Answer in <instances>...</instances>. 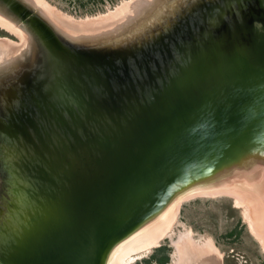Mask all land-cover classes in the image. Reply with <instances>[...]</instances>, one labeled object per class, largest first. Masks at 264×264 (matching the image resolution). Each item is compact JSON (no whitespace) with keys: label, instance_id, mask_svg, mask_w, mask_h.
I'll list each match as a JSON object with an SVG mask.
<instances>
[{"label":"water","instance_id":"95a60500","mask_svg":"<svg viewBox=\"0 0 264 264\" xmlns=\"http://www.w3.org/2000/svg\"><path fill=\"white\" fill-rule=\"evenodd\" d=\"M172 1L168 18L156 16L148 32L127 33L135 28L125 23L77 41L27 0H0V16L28 38L27 48L0 67V184L14 164L5 149L39 139L23 150L34 156L27 164L42 183L50 165L61 184L49 192L39 188L38 212L18 220L22 230L1 223L0 248L3 232L15 244L0 252V264L37 256L35 227L42 224L47 246L66 253L49 264H102L105 236L130 212L122 208L106 221L100 208L93 217L97 238L87 244L77 238L70 214L81 202L117 201L127 180L140 172L153 177L155 167L182 157L181 179L211 172L216 187L225 177L237 180L220 193L264 197V170L257 169L264 165V0ZM198 167L202 173L193 174ZM206 188L188 181L180 192L203 195ZM139 201L134 211L149 202ZM36 218L39 223L29 222Z\"/></svg>","mask_w":264,"mask_h":264},{"label":"bare ground","instance_id":"6f19581e","mask_svg":"<svg viewBox=\"0 0 264 264\" xmlns=\"http://www.w3.org/2000/svg\"><path fill=\"white\" fill-rule=\"evenodd\" d=\"M166 1L167 0H124L123 3L117 6L115 10H111L106 14H101L100 16L93 18L76 19L59 11L57 8L49 4L46 0H27L29 6H35L36 7L34 8L35 10H39L48 19L53 21V23H55V25L58 28H60L62 31L67 33L69 36H71L73 40H77V41L83 39L80 38L82 37L81 35L85 34L84 38L85 37L93 38L94 36L97 37L99 34L106 33L107 31L110 30L115 31L121 28L123 25H125V23H128L131 28H135L132 31L130 30V28H128L127 33L134 32L136 34L139 31L138 33L140 34V33L148 32L147 28L150 25L149 24L150 21H154L156 16L161 18L162 19L161 21H163L168 15L166 14L167 11L174 9V7L176 6L175 1L168 0V3H164ZM140 12H142V14L139 15ZM137 15L139 16L137 17ZM4 21L5 22L7 21L8 23L7 22L4 23ZM9 23H10L9 20H6L0 16V25L8 28L10 31L17 33L21 37L22 42L21 44H19L17 41H14L10 38L0 39V67H2V65L5 66L11 64V61L14 59V56L19 55L23 51V49L27 48V44H28L27 35L25 33H22V31L19 28L17 29L16 27L11 26ZM144 75H146V73ZM144 95L145 97L147 96L146 94ZM36 142H41V139L32 141L30 145L35 146L37 145ZM30 145L28 144L24 146L22 144L21 146L18 147L8 146L3 154L6 161L7 160L14 161V164H11L10 166L8 165L9 167L6 166V168L8 167L7 174L5 176L6 181L3 182L2 185L0 184V225L2 222L7 223L9 226V230L11 226L14 227L16 224L18 225L19 229L22 230V227H20V223L18 220L22 222L23 219L36 215V213L38 212V208L36 206L37 201L40 203L42 199L39 190L40 187H44L45 191L49 192L52 190H56L55 187H59V185H61L59 181L60 175L56 173L54 174L51 172V170H49V166H50L49 163H48L49 166L47 170V175L45 176L47 182L42 183L41 181L42 176L38 175L37 173L36 174L32 173L33 170L30 168L31 166L29 167V164H27V159L28 158L33 159L34 156L33 155L27 156L26 152L23 151L24 149L28 148ZM51 148L54 149V146L52 144H51ZM48 153H51V151H49ZM86 154H90V152L87 150ZM88 164L89 163H86L85 165H82V167H85ZM176 165L178 166V163L168 164L167 162L164 165H160L159 166L160 168L155 167V170L152 171V173L156 172V174L153 177L149 175L150 171L147 173L140 172L138 175H135L133 179H131L130 181L127 180L125 187L122 185V188H120L121 194L123 195L124 194L123 192H126V195L124 197L120 196V198L117 201L112 200L110 202H106L103 200H95L88 204H84L81 202L77 206V208L70 214V216L74 215L76 217L77 226L80 232L77 238L80 240L85 238L84 240H82L84 241V244H87L89 239L92 238L96 239L97 235L94 233L97 227V223L93 220L94 219L93 217L99 211L100 208H103L100 218L101 219L103 218L106 221H108L110 218H113V215H116V213H120V211L123 209L130 211L132 209L131 206L136 204V201L138 205L140 203L139 200L155 193L157 191L156 188L163 181H165L163 179L167 178L170 173H173L171 167L174 166L173 169H176L177 167ZM196 180L195 182L192 183L200 184L202 180H204V177H199ZM187 181L188 180L183 182L182 185H184ZM221 184L224 185V182H221ZM150 188H151V192H150L151 194L146 196ZM210 190L211 189H206V193H210L211 192ZM158 191H160V189H158ZM220 191L223 192V190ZM197 192L199 193L200 191ZM236 192H238L237 189ZM195 193L196 192L193 191V193L191 194H195ZM182 195L185 196L186 193ZM180 197L181 196H178L176 198V195H169V196L167 195L164 202L162 203L163 206L157 208L158 210H155V213L157 214L153 212L149 215L151 216V218L155 219L153 225H147L148 227H145L144 224L146 222L142 221L141 223V221H139L134 230L135 232L132 230L131 234H127L126 236L123 237L119 235L120 237H117L116 238L117 240H115L116 244L113 243L111 247H109V250H104L103 253L105 254L106 257V261H104V264H131L135 259L138 258L135 256V254L138 251L150 249L154 245H158L160 239L159 233L161 232L164 233L167 227H169L168 222L165 224L163 223L164 221H167L166 219H168L169 213L166 216L161 214H163L166 209L170 212V210H172L171 206L172 205L175 206V201L176 202L177 200L180 201L179 199ZM237 198H236L237 201L235 200L237 202L236 204H238L239 206H243L242 202L244 203V201H242L240 197ZM73 199H74L73 202L75 203L74 206H76L77 203L74 195H73ZM258 199L262 200L261 198ZM258 199L257 198L253 199L256 201V203L254 205L255 207L252 210L255 211V213H257L256 215L258 216L256 218L253 217L255 215L254 213L253 214L252 212L249 213L251 209L250 207L249 208L247 207L245 211H246V215L249 217L251 222L250 227L252 228L254 233L260 237V240L264 242V236H263L264 234H262L261 232L262 231L261 228L262 227L264 228V219H263L264 207L262 206L264 203H260V200L257 202ZM173 201L174 204H172ZM253 203L251 204L250 202L252 206ZM246 206H249V204L247 203ZM171 218L169 217L168 220H170ZM156 221L157 223H155ZM29 222L36 224L39 223V220L38 218H36L34 221L29 220ZM29 222L27 223L26 228H29ZM71 224L72 227L70 229V232L72 235L69 234L68 238H69V242H74L73 219H71ZM45 228L46 226H43V224L35 227V230L38 231L41 235L36 237L35 239L36 241L34 242V245L36 247H39L40 245V248H38L37 251L35 252L37 256L32 257L33 254L26 256L30 260L25 262L23 261L24 262L23 264H49L51 262L63 258L66 255V253H62L61 250L59 251L56 247H53L54 244L52 245L50 244L49 246H47V242L49 240L46 237L45 233L43 234L41 233ZM29 229H25L24 232H26V230ZM11 230L13 231V229ZM1 234H2L1 240L3 247L0 248V252L3 250L4 252H7L8 250L7 247L14 246L15 243L12 237L8 238L9 232L6 233L3 232ZM162 236H164V234ZM109 237H110L109 235L107 237L105 236L106 239H108ZM123 240L124 243L121 244L120 242ZM209 240L212 241L211 239ZM209 240L207 242H209ZM51 241L53 242L52 239ZM117 243H120L122 245L118 247L119 250H116L117 249L116 246H118ZM104 244L105 241L102 244L103 247ZM213 244L212 243L199 244L194 238V236L191 235V232L184 234L176 242L179 253V259L177 264H223L221 257L217 255L215 251L217 247L215 248ZM72 251L74 250L72 249L69 252V254ZM80 251L82 252V250ZM15 263H17V260L16 262H13V264ZM72 263L74 264L75 262L72 260ZM18 264H21L20 260H18Z\"/></svg>","mask_w":264,"mask_h":264},{"label":"rangeland","instance_id":"374dc122","mask_svg":"<svg viewBox=\"0 0 264 264\" xmlns=\"http://www.w3.org/2000/svg\"><path fill=\"white\" fill-rule=\"evenodd\" d=\"M46 1L49 4H51L53 7L57 8L59 11L73 18L86 19V18L97 17L100 16L101 14H106L111 10H115L116 7L122 4L124 0H46ZM262 4L264 5V3ZM84 35H81L82 37L80 38H84ZM5 38H10L14 41H20V37L18 36L17 33L10 31L8 28H5L4 26L0 25V39H5ZM262 100L260 99L259 103L257 104L259 108L263 106L261 102ZM262 111L263 110H260V112ZM182 159L179 161L181 162ZM180 162L178 164H180ZM216 168L218 169L217 165ZM255 168L256 165L253 168H251L253 169V172L255 171ZM257 169L264 170V165L262 164V162H261V166L258 165ZM172 171L173 173H170L167 178L163 179L165 181H163L156 188L157 191L148 196L149 202L147 203L145 201L139 207L140 211H134L132 208L129 211L131 214L129 216L130 219L128 220L123 219V221L120 222V224L122 223L121 227L117 230V232L109 235L110 237L105 240L104 247L103 245L101 247V249H103L102 255H100L101 259H103L102 264H104V261H106L105 254L103 253L104 250H109V247H111V245L115 243L117 237L120 236L123 237L126 236L127 234H131L132 233L131 231L135 230L137 223L139 221H141V223L142 221L146 222L144 224L145 227H148L147 225L154 224L155 219L151 218V216L149 215L153 212L155 213V210H158L157 208L163 206L162 203L164 202L167 195L168 196L176 195V198L178 196H181L179 198L180 201L178 200L177 202L175 201V206L174 205L171 206L172 210H170V212L166 209L164 213L161 214L166 216L169 213V217L171 218L172 216L170 220H168L169 219L168 217V219H166L167 221L164 222L162 221L164 224L168 222L169 227H167L165 232L163 231L164 233L162 232L159 233L160 239L158 245H154L150 249L138 251L135 254V256L138 258L135 259L131 264H177L179 259V253L176 242L184 234L190 232L191 235L194 236V238L199 244H204V243L213 244L214 242L213 244L214 247L215 248L217 247L215 251L217 255L221 257L223 264H264V247H263L264 242L260 240V237L256 235L252 230V228L250 227L251 222L249 217L246 215V211H245L247 207L248 208L250 207L251 209L249 213L251 212L252 214L254 213L255 215L253 217L256 218L258 215H256L257 213H255V211L252 210L255 207L254 205L256 203V201L253 199L261 198L262 200L258 199L257 202L260 200V203H264V197L263 198L261 196L258 197L257 195L254 194L252 196L253 199L251 197L246 198L243 196L244 194L242 192L239 193V189H237L238 192H236L235 189L234 190L235 192L234 191L233 192L235 194L239 193V196H242L240 197V199L244 201V203L242 202L244 207L239 206L238 204H236L237 203L236 201L238 199L237 197L239 196L236 197L228 193H220L222 192L220 190H223L224 192L228 188L226 186L233 184L234 180L235 181L237 180L234 178L225 177V179L220 181L219 183L220 186L218 184L219 187H216L215 186L216 183H214L213 178L216 177L217 174L207 172L203 174L204 178L206 177L204 183L203 180L201 183L207 186L206 189H211L210 190L211 192L210 193L205 192L203 195H195V196L190 195L191 197L186 194L185 195L187 197L186 198L184 195H182L185 193L180 192V187H185L186 186L185 184L188 183V181L189 183L193 184L192 182H195L196 179L193 178L192 182H190V180L188 179V181L184 185H182L183 182L187 180L185 177H183L182 179L180 178L181 175L184 176V172H182L179 166H177L176 169H172ZM201 171L202 168L198 167L195 173L196 172L200 173ZM185 176L188 178L193 175L192 174L188 175L187 173H185ZM221 182H224V185H222ZM170 186L171 189L168 192H166L165 191L166 188ZM202 187L204 186H200L201 189ZM158 189H160V191H158ZM217 192L220 194H218ZM245 202H247L249 206H246L247 203ZM250 202L251 204L254 202L253 206L250 204ZM172 204H174V201ZM262 206L264 207V204ZM155 223H157V221ZM261 230H262L261 231L262 234H264L263 227L261 228ZM163 234L164 236H162ZM209 239H211L213 242L210 241ZM208 240L209 242H207ZM120 243L121 244L124 243V240L121 241ZM120 243H117L118 246H116L117 248V249L115 248L116 250H119L118 247L122 246ZM158 247H162L163 250L160 251L157 250ZM161 259H165V262L166 261L168 262L162 263L160 261Z\"/></svg>","mask_w":264,"mask_h":264},{"label":"trees","instance_id":"16d2710c","mask_svg":"<svg viewBox=\"0 0 264 264\" xmlns=\"http://www.w3.org/2000/svg\"><path fill=\"white\" fill-rule=\"evenodd\" d=\"M157 250H159V251H160V250H163V249H162V247H158V249H157ZM160 261H161L162 263H166V262H168V261H166V262H165V259H161Z\"/></svg>","mask_w":264,"mask_h":264}]
</instances>
